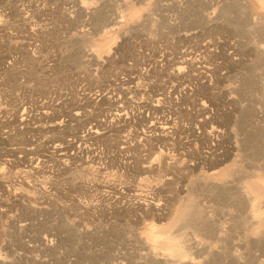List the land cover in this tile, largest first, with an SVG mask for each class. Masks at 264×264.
I'll return each mask as SVG.
<instances>
[{
	"label": "rangeland",
	"instance_id": "374dc122",
	"mask_svg": "<svg viewBox=\"0 0 264 264\" xmlns=\"http://www.w3.org/2000/svg\"><path fill=\"white\" fill-rule=\"evenodd\" d=\"M0 264H264V0H0Z\"/></svg>",
	"mask_w": 264,
	"mask_h": 264
},
{
	"label": "bare ground",
	"instance_id": "6f19581e",
	"mask_svg": "<svg viewBox=\"0 0 264 264\" xmlns=\"http://www.w3.org/2000/svg\"><path fill=\"white\" fill-rule=\"evenodd\" d=\"M246 4V3H245ZM181 62H183V60H181ZM151 126H153V124H151ZM94 132V131H93ZM261 260V259H260ZM262 261V260H261Z\"/></svg>",
	"mask_w": 264,
	"mask_h": 264
}]
</instances>
